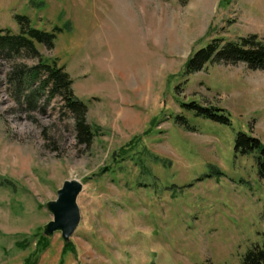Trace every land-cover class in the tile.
Wrapping results in <instances>:
<instances>
[{
    "label": "rangeland",
    "instance_id": "374dc122",
    "mask_svg": "<svg viewBox=\"0 0 264 264\" xmlns=\"http://www.w3.org/2000/svg\"><path fill=\"white\" fill-rule=\"evenodd\" d=\"M16 16L62 30L38 49L99 130L80 145L60 100L18 104L0 59V264H240L264 247V179L235 151L238 132L264 144V72L215 64L183 78L213 38H264V0H0V29L18 32ZM192 101L225 108L232 126L187 114L198 131H185L173 116ZM67 180L83 191L64 254L44 226Z\"/></svg>",
    "mask_w": 264,
    "mask_h": 264
},
{
    "label": "trees",
    "instance_id": "16d2710c",
    "mask_svg": "<svg viewBox=\"0 0 264 264\" xmlns=\"http://www.w3.org/2000/svg\"><path fill=\"white\" fill-rule=\"evenodd\" d=\"M16 19L19 24L18 32L8 28L0 29V59L8 61L11 65L6 77L12 98L18 104L27 106L29 110H36L41 99H44L45 105L56 99L60 100V110L63 113H71L75 119L78 143L91 146L99 129H94L87 121L88 105L75 96L73 80L65 66L59 64V59H47L38 49V45L54 49L57 37L55 32L62 30L42 31L35 28L27 16H16ZM20 58L36 59L37 63L27 65L19 62ZM239 63H244L250 70L264 72V38L256 34L236 40L213 38L188 58L183 78L190 77L209 65ZM180 107L183 113L174 115L173 120L185 131H198L187 114L220 125L232 126L230 113L220 106H203L192 101L182 102ZM235 151L243 156L253 155L259 177L264 179V144L260 139L245 132H238ZM72 247L74 248L72 243H66L64 254ZM240 264H264V247H253Z\"/></svg>",
    "mask_w": 264,
    "mask_h": 264
},
{
    "label": "water",
    "instance_id": "95a60500",
    "mask_svg": "<svg viewBox=\"0 0 264 264\" xmlns=\"http://www.w3.org/2000/svg\"><path fill=\"white\" fill-rule=\"evenodd\" d=\"M83 191V183L78 180H67L57 191V199L47 203V209L53 219L44 226V235L52 237L60 232L65 243H69L76 232L80 221L81 212L78 197Z\"/></svg>",
    "mask_w": 264,
    "mask_h": 264
}]
</instances>
